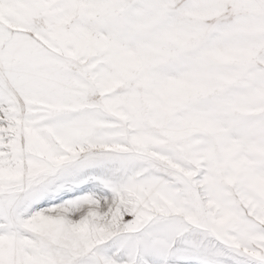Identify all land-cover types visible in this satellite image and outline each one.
<instances>
[{
  "label": "snow or ice",
  "instance_id": "6c2138e0",
  "mask_svg": "<svg viewBox=\"0 0 264 264\" xmlns=\"http://www.w3.org/2000/svg\"><path fill=\"white\" fill-rule=\"evenodd\" d=\"M0 264H264V0H0Z\"/></svg>",
  "mask_w": 264,
  "mask_h": 264
}]
</instances>
